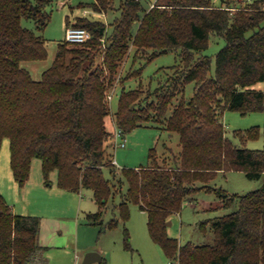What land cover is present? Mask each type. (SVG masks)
Instances as JSON below:
<instances>
[{
    "label": "trees",
    "instance_id": "1",
    "mask_svg": "<svg viewBox=\"0 0 264 264\" xmlns=\"http://www.w3.org/2000/svg\"><path fill=\"white\" fill-rule=\"evenodd\" d=\"M51 2L0 0V150L9 137L19 184L28 181L31 161L40 157L45 177L57 170L61 188L91 189L98 209L87 218L100 231L126 222L134 203L146 211L154 241L179 264H264V181L242 194L218 189L225 204L238 206L200 225L203 231L212 228V242L182 243L167 231L171 215L181 211L194 191L209 189L217 172L243 170L264 180V149L234 143L223 122L226 109L264 111V0H156L148 7L145 0H121L119 7L116 0L83 3L96 12L120 9V15L111 23L83 15L72 22L67 17V27H86L92 38L59 42L52 65L41 79H34L22 62L46 58V38L24 20L32 19L44 30ZM211 34L222 37L225 45L214 58L197 56L208 48ZM132 46L136 52L152 49L149 59L180 50L184 69L146 95L142 87H124L114 112L116 124L126 134L158 121L179 133L181 149L174 153L168 148L172 156L162 164L152 148L150 164L118 168L107 149L109 141L115 144L107 125L109 95ZM189 82L195 83L194 92L186 97ZM258 82L262 88L255 87ZM179 87L182 97L167 116ZM259 133L253 126L244 136ZM118 194L121 219L103 223L104 211ZM40 230V216L14 212L0 193V264H34L42 249ZM125 245L131 247L128 228ZM101 263L107 264L104 258Z\"/></svg>",
    "mask_w": 264,
    "mask_h": 264
},
{
    "label": "rangeland",
    "instance_id": "2",
    "mask_svg": "<svg viewBox=\"0 0 264 264\" xmlns=\"http://www.w3.org/2000/svg\"><path fill=\"white\" fill-rule=\"evenodd\" d=\"M91 1L93 0H52L49 6L51 19L42 31L37 29L34 20H24L26 26L43 34L46 38L47 57L22 62V65L30 71L34 79H41L43 71L52 65L56 57L59 42L66 40L67 17L72 22L76 20L77 16L83 15L111 23L115 17L120 15V9L105 13L96 12L89 5L82 6L83 3ZM154 1L156 0H145L144 5L148 7ZM120 2L121 0H116V6L119 7ZM213 2L218 4L221 3V0H213ZM224 45L225 40L222 37L211 34L208 48L201 53H197V56L205 54L214 58L215 54ZM151 52L152 49L136 52V47L132 46L128 56L122 62L120 74L110 94L111 113L107 117V125L110 130L114 131L116 127L114 112L118 108L119 96L124 87L126 89L142 87L145 91L144 95H146L164 83L170 76H174L176 70L184 69V60L180 57V50L162 53L149 59ZM214 73L215 61L213 60L211 74ZM124 76L128 77L121 83ZM194 86V82L186 84L184 90L186 97L193 94ZM255 87L262 88L263 82L256 83ZM182 94V87H179L168 109L167 116L177 105ZM150 99L155 100V96ZM223 122L226 135L234 143L246 145L249 148L264 149V111L243 114L239 110L226 109L223 114ZM253 126L260 128L259 135L256 137L244 136V133ZM240 131H242V134L238 133ZM125 136V146L119 145L118 142L116 145L110 144V141L107 143L108 152L118 162L117 164L114 163L118 168L150 164L149 155L152 148L156 150L158 161L162 164L172 156L168 148L173 150L174 153H178L181 149L179 133L168 131L164 128V124L158 121L145 122L127 132ZM7 145L9 146L11 159L9 137H5L2 141L1 154H4ZM37 164L39 168L38 181L43 186L38 185L35 180L27 181L24 185H20L17 181L16 190H12L0 181V188H3L6 194L1 190L0 193L13 206L14 212L38 215L42 219L46 218L45 226L50 236L52 235L51 230L57 226L58 222H61L63 226H72V241L79 239L76 249L81 258H84L85 253L89 251H86V249L92 246L102 248L101 254H103L107 264H179L177 260L169 258L161 245L154 241L149 231L147 213L145 210L140 209L137 204H130V217L126 222L120 220L119 225L115 228L100 231V226L91 223L87 218L89 212H95L98 209V204L95 203L96 200L92 197L94 195L91 189L84 188L82 194L77 193L76 195L72 193L73 191L64 190L58 185L57 170L51 171L48 178L45 177L40 157H34L31 161L32 170H30V174L33 172V177L35 174L34 168ZM105 175L111 178V173L107 168L105 169ZM263 181V178L248 177L243 170L217 172L208 182L209 189L203 187L194 191L189 200L184 203L181 211L174 212L171 215L169 220L172 223L167 227L168 234L179 238L182 243L188 241L195 244L212 242L214 238L212 228L207 227V230L203 231L200 225L210 218L224 216L238 206L237 202L231 205L225 204L221 199V195L225 192L229 195L247 193L261 187ZM202 184L201 181L197 182L199 186ZM218 189H223L222 194ZM64 194L76 196V198L65 197ZM120 200V194H118L115 199L110 201L103 214V223L114 217L121 219L120 211L116 206ZM63 226L58 232L60 235L64 231L65 237L67 228ZM125 228H128L130 232V248L125 245ZM61 250V248L49 247L44 253L48 256L52 255V264H62L58 259ZM93 250L98 251L97 249ZM93 264L102 263L96 261Z\"/></svg>",
    "mask_w": 264,
    "mask_h": 264
},
{
    "label": "crops",
    "instance_id": "3",
    "mask_svg": "<svg viewBox=\"0 0 264 264\" xmlns=\"http://www.w3.org/2000/svg\"><path fill=\"white\" fill-rule=\"evenodd\" d=\"M218 4H220V3H218ZM1 153L2 152L0 150V154ZM38 164L40 165V162ZM38 164L35 165V168H34V171H35L34 177H33V172H31L30 178L28 181L30 182V181L35 180L38 185L43 186V184H41V182L38 181L39 180ZM0 181L3 182L4 186L7 185L8 188H11L12 190H16L17 185H18V182L14 176L13 169L11 166L10 151H9L8 145L5 146L4 154L0 155ZM48 184H51V183H48ZM44 187H45V185H44ZM0 190H1V192L5 193L3 188L2 189L0 188ZM82 191H83V189H81V191H79V192L73 191L72 193L75 195L77 193L82 194ZM64 195H66V194H64ZM65 197L76 198V196H72L69 194H67ZM92 197L95 200L94 196H92ZM95 203L97 204L96 201H95ZM46 220H47L46 218H43V219L41 218V230H40L39 242H40L42 249L40 251L39 256L35 260L34 264H52V255L48 256L44 253L46 251V249H48L49 247H56V248L62 249L60 252V255L58 257L59 261H61L62 264H80L83 261V258H81V255L79 254V252L76 249V247L78 246V240L79 239L77 238L76 240L72 241V236H71L72 232H73L71 229L72 226H70V225L63 226V224H61V222H58L57 226H55V228H53L51 230L52 235L50 236L49 232L45 226ZM61 226L67 228L66 233H65L66 234L65 237H64V231H63V233L61 232V234L59 235L58 230L61 229ZM76 230H77V227H76ZM93 249H97L98 252H100V253L102 251L101 247H92V246L88 247L86 249V251L87 250H93ZM65 256H66V258H65ZM103 258H104V256H103Z\"/></svg>",
    "mask_w": 264,
    "mask_h": 264
},
{
    "label": "built area",
    "instance_id": "4",
    "mask_svg": "<svg viewBox=\"0 0 264 264\" xmlns=\"http://www.w3.org/2000/svg\"><path fill=\"white\" fill-rule=\"evenodd\" d=\"M90 38H92V32L88 30L86 27L75 26V25H70L67 27L66 40L71 43L86 42ZM110 97L111 95H109V98ZM118 137L119 140L117 141ZM114 141H115V145L117 142L119 143V145L122 146L126 145V136L123 133L122 129L117 126V124L114 130ZM113 162L117 164L116 159H113Z\"/></svg>",
    "mask_w": 264,
    "mask_h": 264
},
{
    "label": "water",
    "instance_id": "5",
    "mask_svg": "<svg viewBox=\"0 0 264 264\" xmlns=\"http://www.w3.org/2000/svg\"><path fill=\"white\" fill-rule=\"evenodd\" d=\"M172 222L170 220L167 221V224L170 225ZM103 260V255L96 250H89L85 253L83 261L81 264H92L93 262Z\"/></svg>",
    "mask_w": 264,
    "mask_h": 264
}]
</instances>
